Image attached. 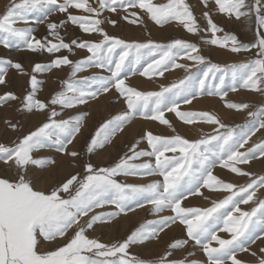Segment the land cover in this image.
<instances>
[{
    "label": "snow or ice",
    "instance_id": "snow-or-ice-1",
    "mask_svg": "<svg viewBox=\"0 0 264 264\" xmlns=\"http://www.w3.org/2000/svg\"><path fill=\"white\" fill-rule=\"evenodd\" d=\"M201 4L205 9L203 28L186 0H95V5L89 0H11L0 15V46L52 58L47 63H35L30 72L22 62L0 58V86L7 88L9 70H15L28 77L29 88L23 96L7 90L0 93V109L14 108L22 114L42 113L45 117L26 134L19 131L14 117L3 121L5 129L16 132L17 138L10 144L0 142V168L6 169L0 175V264H147L132 255L130 248L159 239L174 225L183 226L186 238L169 243L152 264H199L187 257L174 258L176 251L190 242L202 251L206 264H246L241 253L254 257L255 264H264V247L259 248L261 255L251 250L257 240L264 241V175L242 167L264 160V141L249 146L252 136L264 130V107L247 113L251 126L239 133L217 114L181 110V105H191L201 96H218L229 110L251 107L227 100L229 90L243 88L264 96V0H201ZM70 9L85 14H72ZM105 12L130 25L144 23L141 13L161 29L175 23L198 36L200 43L184 38H171L167 43L130 41L105 30L106 22L114 28L119 26L118 20L105 17ZM213 12L230 21L254 23L253 42L243 43L225 31ZM54 14H67L66 20L52 21ZM68 22L90 38L65 42L60 30ZM39 25L46 26L43 38L36 35ZM201 32L210 33V38L205 39ZM203 45L232 54L255 49V58L221 66L201 54ZM76 50L85 55L71 59ZM62 52L67 54L56 55ZM192 67L198 71L193 72ZM65 68L69 74L61 81L60 90L47 101L40 99L44 82L38 74ZM175 69L188 75L170 86L161 85L158 91L138 90L127 83L131 76L151 80ZM229 76L231 84L226 82ZM110 94L126 109L103 120L87 139L90 157L113 145L137 119L158 122L175 132L166 113H174L184 125H211L212 132L192 139L179 133L147 131L111 165L100 166L89 160L81 164L79 172L69 173L50 190L39 187L36 169L46 171L57 161L34 154L53 150L79 163L81 153L75 150L74 142L83 136L89 116L82 106ZM142 142L146 147H140ZM217 167L246 177L247 182L239 186L226 182L214 174ZM128 177L154 179L129 183ZM203 190L228 195L212 200L210 207L185 204L190 197L210 199ZM249 204L250 210L241 208ZM144 208L156 218L146 220L122 241L105 243L91 235ZM220 233L229 238H222Z\"/></svg>",
    "mask_w": 264,
    "mask_h": 264
},
{
    "label": "rangeland",
    "instance_id": "rangeland-1",
    "mask_svg": "<svg viewBox=\"0 0 264 264\" xmlns=\"http://www.w3.org/2000/svg\"><path fill=\"white\" fill-rule=\"evenodd\" d=\"M19 2V0H17ZM154 2L166 3L167 0H154ZM187 3L192 7L194 14L198 18L199 24L202 28L205 26L206 21L202 17L203 11H205L203 5L201 4V0H186ZM11 0H0V15H2L6 8L10 5ZM89 3L95 5V0H89ZM72 14L76 15H84L85 13L76 10H69ZM139 11V10H137ZM212 15L215 17L216 22L225 28V31L232 32L237 35L238 39L243 43L253 42L254 34L256 31L255 24L250 21H234L228 20L226 17L218 15L216 12H213ZM104 16L111 19H117L119 26L113 27L107 22L103 25L106 31H108L112 35H116L127 40H134L138 42H146L149 39L154 40L159 43H167L171 38H184L191 42L200 43V39L198 36H193L192 34L187 33L182 26L172 23L170 25H165L164 28H160L155 25L154 22L147 19L146 16L141 13V16L144 19L143 24L130 25L126 21L120 19L119 16L105 12ZM67 14H54L50 17V19L54 22L59 23L61 20H66ZM61 35L65 37V42H70L72 38H84L89 39L90 37L87 34L82 33L78 27L72 25L68 22L64 28L61 30ZM36 35L38 38H43L47 35V30L45 25H39L37 27ZM95 35V34H93ZM205 39L210 38V33L201 32L200 34ZM222 35V34H218ZM51 39V37H48ZM255 49L252 50L251 53H239L232 54L227 52L226 50H221L211 45H203L202 46V55L207 57L212 63H218L221 66L231 65V64H241L247 62L249 59H254ZM67 54L65 52L57 53L56 55ZM85 53L81 50H76L75 56H70L71 59L82 58ZM0 58L2 59H10L14 62H22L25 70H31V67L37 63H47L50 61L52 57L48 56V54H44L43 56L34 55V54H25L17 51L16 49H5L0 46ZM222 58V59H221ZM226 59V60H225ZM180 63H186L191 65V61H179ZM228 62V63H227ZM227 63V64H226ZM143 67V66H142ZM204 66H200V69H203ZM193 72H197L198 69L196 67H192ZM94 71V70H93ZM176 72H179L178 76L172 78V75ZM68 69L64 70H53L51 73L38 74V79H41L43 83L42 91L38 94L39 98L47 101L50 99L51 95L61 88V81L66 80L68 78ZM89 73H83L81 75H87ZM188 75L182 69H175L169 72H166L164 77H153L151 80L136 75L131 76L130 80L127 83H130L132 86L138 88V90L142 91H158L160 86H170L173 83L178 82L180 79L185 78ZM140 78V79H139ZM9 80V84L7 88L5 86H0V93L4 91H12L18 96H23L29 90L28 88V77L21 76L15 72V70H9V76L7 78ZM138 80L142 82H137ZM145 82V83H144ZM228 84H231V78L226 81ZM139 83V84H138ZM149 83V84H148ZM151 83V84H150ZM156 83V84H155ZM143 84V85H142ZM140 85V86H139ZM142 85V86H141ZM143 88V89H142ZM241 88L236 92H232L229 90L227 100H230L235 103H248L251 105L249 109L243 111L229 110L224 107V101H222L218 96H201L194 100L191 105H181V110H192V111H208L210 113L217 114L221 117V119L230 127L234 128L237 133L246 131L248 127L251 126V118L246 115L249 111H256L257 109L264 107V96L259 93L249 92ZM239 93V94H238ZM241 93V95H240ZM258 95V96H257ZM260 96V97H259ZM234 97V98H233ZM261 98V99H260ZM215 101V103L210 104L209 102L199 104L201 101ZM216 99V100H215ZM245 99V100H244ZM249 100V101H248ZM18 104L19 102H15ZM219 105H218V104ZM205 108H204V107ZM84 111L89 113V116L86 120V126L83 129V136L78 138V141L75 143V150L81 153L78 158L79 163H72V158L62 156L59 153H56L53 150H41L34 155L37 158L41 157H52L56 159V165L48 168L46 171H41L40 169H36L35 174L40 177L39 187L45 189H51L54 187L60 180L66 177L69 173H76L81 170V164L88 162L91 160L93 163L98 164L100 166H108L115 162L120 156H122L127 150L130 144L135 142V140L139 139L141 135L147 131H152L154 134H167L174 135L179 133L184 135L187 138L196 139L202 135L210 134L212 132V126L208 124L198 123L195 125H184L181 121H179L174 113H166V119H169L173 128H175V132H173L172 128H168L164 125H158V122H147L141 119H137L136 121L144 123L142 126L140 125L135 129L134 121L132 124L127 126L126 132L122 133L118 136L117 139L113 141V145L106 146L105 149L99 150V154L92 155L91 157L86 153V141L92 134H94L96 128L99 124L108 118H111L115 115L120 114L123 110L126 109V106L120 103L115 96L111 94L108 96H102L99 101H92L87 106H82ZM76 110H72L74 113ZM68 113L65 114V118ZM230 114V115H229ZM14 117L16 121L19 122L20 129L19 131L23 133H27L30 130H34L41 122L45 120V117L42 113L35 114H22L16 112L15 109L5 110L0 109V142L3 143H11L13 140L17 138V133L13 132L11 129H5L3 121L5 118ZM237 122V123H236ZM155 123V124H154ZM158 125V126H157ZM239 126V127H237ZM158 127V128H156ZM143 128V129H142ZM158 129V130H157ZM264 141V130L256 132L254 136H252L249 141V146ZM70 150L72 146H69ZM140 147H146V143L142 142ZM170 155V154H169ZM262 160L257 159L253 160L249 165H245L246 169L250 170L253 173L258 175H264V168H258L254 165L256 162H261ZM6 169L0 168V175L5 173ZM13 174L14 173H10ZM214 174L218 177L224 179L226 182H232L239 185H243L247 182L246 177H239L235 174L228 173L226 169H221L217 167L214 169ZM123 179V178H118ZM154 178H137V177H128L127 182L129 183H143L145 180H150ZM205 195L210 196L211 198L206 200L203 197L195 196L190 197L188 201H185V204L193 207H210L212 200L223 199L227 193H208L207 190H203ZM264 191V190H262ZM252 207L249 205H241V208L244 210H250ZM168 213H163L162 215H167ZM156 217L152 216L147 208L137 209L135 212H130L127 217H120L117 221H113L108 226L98 229L95 233L91 235L99 238L102 242L105 243H115L117 241H122L129 235L133 230L139 227L146 220L155 219ZM222 238H229L226 233H220ZM186 238L185 231L183 226L174 225L171 229L166 230L164 233L160 234V238L145 245H134L130 248V253L135 255L141 260L147 262V264H152L153 261L159 259V257L164 253L168 244L173 242L175 239H183ZM264 247V241L257 240L255 244L251 245V250L257 252V255H261L259 253V248ZM192 253V255H189ZM240 258H242L246 264H255V258L252 257L248 253L239 254ZM187 257L188 261H197L199 264H206V257L202 253V251L195 246L191 242L184 249L178 250L175 253L174 258L177 260H183Z\"/></svg>",
    "mask_w": 264,
    "mask_h": 264
},
{
    "label": "bare ground",
    "instance_id": "bare-ground-1",
    "mask_svg": "<svg viewBox=\"0 0 264 264\" xmlns=\"http://www.w3.org/2000/svg\"><path fill=\"white\" fill-rule=\"evenodd\" d=\"M222 59V58H221ZM226 60V59H225ZM228 63V62H227ZM226 63V64H227ZM174 73V72H173ZM178 74H179V72H176V73H174L173 75H172V78H175L176 76H178ZM140 79V78H139ZM137 81V80H136ZM137 82H142V81H140V80H138ZM138 83V84H139ZM145 83V82H144ZM149 84V83H148ZM151 84V83H150ZM156 84V83H155ZM143 85V84H142ZM141 85V86H142ZM140 86V85H139ZM143 89V88H142ZM247 91V90H246ZM245 91V92H246ZM247 93H248V91H247ZM239 94V93H238ZM240 95H241V93H240ZM258 96V95H257ZM260 97V96H259ZM234 98V97H233ZM261 99V98H260ZM216 100V99H215ZM245 100V99H244ZM249 101V100H248ZM206 102H209L210 104H213V103H215V101H214V99H213V101H207V100H205V101H201V102H198V105L199 104H203V103H206ZM218 104V103H217ZM219 105V104H218ZM204 107V106H203ZM205 108V107H204ZM230 115V114H229ZM247 115V114H246ZM137 122V121H136ZM237 123V122H236ZM144 123H142V122H137L136 124H135V129L136 128H138L140 125L142 126ZM155 124V123H154ZM158 126V125H157ZM156 128H158V127H156ZM143 129V128H142ZM158 130V129H157ZM254 165H256L258 168H264V160H262L261 162H256ZM258 195H259V193H258Z\"/></svg>",
    "mask_w": 264,
    "mask_h": 264
}]
</instances>
